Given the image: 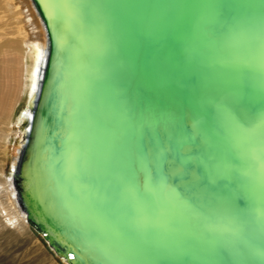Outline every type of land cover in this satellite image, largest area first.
Instances as JSON below:
<instances>
[{
	"label": "water",
	"instance_id": "water-1",
	"mask_svg": "<svg viewBox=\"0 0 264 264\" xmlns=\"http://www.w3.org/2000/svg\"><path fill=\"white\" fill-rule=\"evenodd\" d=\"M34 2L37 231L71 264H264V0Z\"/></svg>",
	"mask_w": 264,
	"mask_h": 264
},
{
	"label": "bare ground",
	"instance_id": "bare-ground-1",
	"mask_svg": "<svg viewBox=\"0 0 264 264\" xmlns=\"http://www.w3.org/2000/svg\"><path fill=\"white\" fill-rule=\"evenodd\" d=\"M49 50L46 23L34 0H0V229L18 238L27 237V243L39 254L43 250L35 243L45 244L56 264H71L45 233L37 231L17 186ZM166 169L171 187L185 201H191L194 195L186 190L183 180L176 181L174 177L177 170L185 173L184 168L177 166L176 170L169 163ZM195 170L189 174L188 182L200 180Z\"/></svg>",
	"mask_w": 264,
	"mask_h": 264
},
{
	"label": "rangeland",
	"instance_id": "rangeland-1",
	"mask_svg": "<svg viewBox=\"0 0 264 264\" xmlns=\"http://www.w3.org/2000/svg\"><path fill=\"white\" fill-rule=\"evenodd\" d=\"M16 4H18V2H16ZM20 107L19 104L17 108ZM8 232L9 231L4 228L0 229V264H56L55 261L50 258L51 253L49 254L45 244L39 242L35 243V245H40L43 250L42 252L40 251L41 253L39 254L36 247L27 243V237L18 238Z\"/></svg>",
	"mask_w": 264,
	"mask_h": 264
}]
</instances>
